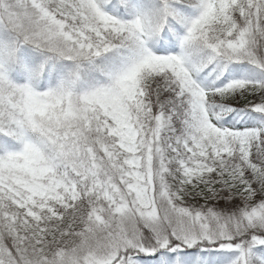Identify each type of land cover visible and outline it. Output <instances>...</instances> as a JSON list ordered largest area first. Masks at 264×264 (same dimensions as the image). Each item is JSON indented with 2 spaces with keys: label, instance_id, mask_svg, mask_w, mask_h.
I'll use <instances>...</instances> for the list:
<instances>
[{
  "label": "snow or ice",
  "instance_id": "1",
  "mask_svg": "<svg viewBox=\"0 0 264 264\" xmlns=\"http://www.w3.org/2000/svg\"><path fill=\"white\" fill-rule=\"evenodd\" d=\"M0 264H264V0H0Z\"/></svg>",
  "mask_w": 264,
  "mask_h": 264
}]
</instances>
